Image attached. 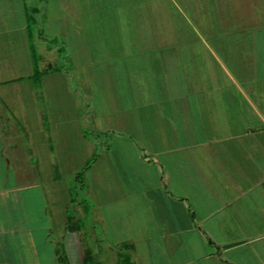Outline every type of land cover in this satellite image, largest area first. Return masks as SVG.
Wrapping results in <instances>:
<instances>
[{
    "label": "crops",
    "instance_id": "obj_1",
    "mask_svg": "<svg viewBox=\"0 0 264 264\" xmlns=\"http://www.w3.org/2000/svg\"><path fill=\"white\" fill-rule=\"evenodd\" d=\"M14 1L0 264H264V0Z\"/></svg>",
    "mask_w": 264,
    "mask_h": 264
},
{
    "label": "rangeland",
    "instance_id": "obj_2",
    "mask_svg": "<svg viewBox=\"0 0 264 264\" xmlns=\"http://www.w3.org/2000/svg\"><path fill=\"white\" fill-rule=\"evenodd\" d=\"M24 2L25 3H27V4H33V3H35V2H37V0H24ZM13 3H15V1L14 0H12V4ZM173 15H174V13H173ZM34 16V18H35V20L37 19V20H39L40 18H39V14L38 13H36L35 15H33ZM174 17V16H173ZM45 33L47 34H49V28L48 29H46L45 30ZM47 34V35H48ZM49 36V35H48ZM35 45H36V50L37 51H40L41 50V48H42V45H41V43L40 42H35ZM47 60H45V59H41V61H39V63H40V66H44V63L46 62ZM36 62H38V59H36ZM61 62H62V67L63 68H67L68 66H67V60H66V57H65V59H62L61 60ZM61 65V64H60ZM51 66V65H50ZM54 66H56L55 64H54ZM14 85H16V82H14L13 84H7V85H4V86H0V88L2 87V88H6V89H8V88H10V89H13V87H14ZM11 98H13V97H11ZM30 103H32V101H31V97L30 96H27V104L29 105ZM76 172L77 173H75L72 177L71 176H68V177H65L63 180L64 181H66L67 180V178H69L70 180H71V184L72 185H74V187H75V189H74V191H76L75 193H76V195H77V197L78 196H80V194L82 193L83 195H85L83 192H84V185H81V178H82V174H83V172L81 173V171L80 170H76ZM86 196V195H85ZM84 196V198H86ZM87 199V198H86ZM87 202H89V200L87 199ZM95 226V225H94ZM96 227V226H95ZM97 229V228H96ZM127 245V247L128 248H130V245L129 244H126ZM92 249V248H91ZM117 249V248H116ZM116 249H115V251H116ZM92 252H93V249H92ZM99 254L100 255H97V256H93L94 257V260L97 262V264H100V263H102V253L101 252H99ZM106 254V253H105ZM84 255H85V253H83V255L81 256L82 257V259H81V261H80V256H78L77 257V259L75 260V263L76 264H83V259H84ZM111 255H109L108 254V256L106 255V257L104 256V262L105 263H107V262H110V259L112 258V257H110ZM104 262L102 263V264H104ZM114 263L116 264V257H115V261H114ZM111 264H113V262L111 263Z\"/></svg>",
    "mask_w": 264,
    "mask_h": 264
},
{
    "label": "trees",
    "instance_id": "obj_3",
    "mask_svg": "<svg viewBox=\"0 0 264 264\" xmlns=\"http://www.w3.org/2000/svg\"><path fill=\"white\" fill-rule=\"evenodd\" d=\"M30 49L33 56L34 75H37L39 71L37 68L36 56L34 54V49L31 43ZM116 248V264H136V260L131 254L130 248H128L126 244L118 245V247ZM83 264H97V262L94 260V257L92 255L86 254L84 255Z\"/></svg>",
    "mask_w": 264,
    "mask_h": 264
}]
</instances>
